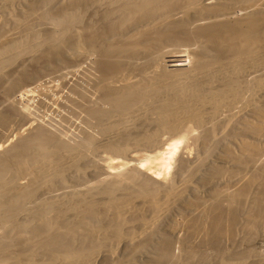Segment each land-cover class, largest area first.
Instances as JSON below:
<instances>
[{
    "label": "bare ground",
    "instance_id": "1",
    "mask_svg": "<svg viewBox=\"0 0 264 264\" xmlns=\"http://www.w3.org/2000/svg\"><path fill=\"white\" fill-rule=\"evenodd\" d=\"M13 121L0 264H264V0H0Z\"/></svg>",
    "mask_w": 264,
    "mask_h": 264
},
{
    "label": "rangeland",
    "instance_id": "2",
    "mask_svg": "<svg viewBox=\"0 0 264 264\" xmlns=\"http://www.w3.org/2000/svg\"><path fill=\"white\" fill-rule=\"evenodd\" d=\"M44 78H46V79H44ZM40 79H41V81L43 80V82H41L40 81ZM47 80H49V81H47ZM58 79L57 78H54V77H50V78H48V77H46V76H39V77H37V80H36V82H37V84H42V86L43 87H45V88H47L48 89V87L49 86H51L53 83L55 84V82L57 81ZM58 82V81H57ZM48 85V86H47ZM30 87V86H29ZM28 87V85L26 86V87H24L23 89L24 90H26V89H28L29 88ZM21 94H23L24 93V91H22V92H20ZM16 95L15 96H17V95H19V93H15ZM21 98L22 99H24L23 101H22V99H21V101H22V103L24 104H26V105H28V106H32L31 108L34 110V114L36 115V117H39V116H41V118H47V115H48V117H49V115H51V117L52 116H54L55 115V112L53 113V105L51 104V103H49V104H45V106L44 107H46V108H43V106H41V105H38L37 103H36V101H34V99L32 100V101H29V102H31L30 104L28 103V100H26L27 98L25 97L24 98V96L22 95L21 96ZM35 100H36V98H35ZM34 101V102H33ZM33 102V103H32ZM40 106V107H39ZM35 108V109H34ZM40 108V109H39ZM45 109H47L46 110V112H45ZM42 110H44V111H42ZM42 112H43V114H42ZM44 112H45V114H44ZM51 113V114H50ZM39 115V116H38ZM44 116V117H43ZM14 123H10L9 125H11V127L10 126H8V127H10V128H8L7 126V130H5L6 129V127H5V129L3 128L2 130H0V145L2 144V143H4L5 141H3V140H6L7 139V136H8V134H10V136H8V139H10V138H12L14 135H15V133L20 129V127H18V126H20V125H17V123H16V121H13ZM19 124V123H18ZM14 125H16V126H14ZM13 126H14V128H13ZM17 127V128H16ZM13 131H12V130ZM14 129H16V131L14 130ZM6 131H9V133H7ZM11 131V132H10ZM6 132V133H5ZM14 133V134H13ZM4 134V135H3ZM1 136H3L2 138H4L3 140L1 139ZM12 136V137H11ZM6 137V138H5ZM7 139V140H8ZM3 141V142H2ZM190 217H191V215L187 212V211H183L180 207L179 208H177V209H175V210H171V212L168 214V217H167V219L165 220V222H164V224H163V226L161 227V229H160V237H158V239H157V241H159L160 239H168L169 240V242L171 243V244H173V247H174V249H176V245H177V243H176V237L178 236V235H180V236H183V235H185V234H187V230H185V229H183V226L187 223V221L190 219ZM173 227L176 229V231L175 230H173ZM260 235H262V234H260ZM260 235L258 236L257 235V237H259V238H257L256 236L254 237V239H252V241L250 242V245L253 247V249L251 248V246H250V248L254 251V252H257V253H259V252H261V253H264V238L262 237V236H264V235H262L261 237L262 238H260ZM138 264H142V263H138Z\"/></svg>",
    "mask_w": 264,
    "mask_h": 264
}]
</instances>
